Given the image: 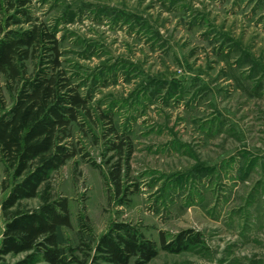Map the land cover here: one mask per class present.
Instances as JSON below:
<instances>
[{
    "label": "rangeland",
    "instance_id": "obj_1",
    "mask_svg": "<svg viewBox=\"0 0 264 264\" xmlns=\"http://www.w3.org/2000/svg\"><path fill=\"white\" fill-rule=\"evenodd\" d=\"M28 1L58 31L65 64L97 112L85 134L75 127L85 156L49 182L70 203L62 242L76 246L127 221L159 245L148 264H264V0ZM8 8L0 0V39ZM4 94L11 104L15 93ZM106 113L133 146L126 195L110 176L108 142L120 139L106 137ZM5 179L13 183L0 158ZM8 192L0 191V246ZM184 230L201 242L161 248L162 233L172 241Z\"/></svg>",
    "mask_w": 264,
    "mask_h": 264
},
{
    "label": "trees",
    "instance_id": "obj_2",
    "mask_svg": "<svg viewBox=\"0 0 264 264\" xmlns=\"http://www.w3.org/2000/svg\"><path fill=\"white\" fill-rule=\"evenodd\" d=\"M7 3L14 14L0 39V158L13 183L0 180V191H9L2 202L6 224L0 264H148L159 255V245L131 222H113L99 238L82 236L76 246L62 242L60 230L72 227L70 203L53 194L49 182L68 161L85 156L75 127L85 134L89 121L97 123V112L65 64L58 31L34 17L28 0ZM30 60L36 62L31 73ZM4 86L15 93L11 104ZM104 119L109 125L106 137L120 139L108 142L109 150L116 151L110 176L116 194L126 195L124 170L133 154L132 142L120 134L112 114H104ZM34 198L40 199L38 206L25 204ZM199 235L184 230L168 241L162 233L161 248L185 251L201 242ZM10 255L23 257L7 261Z\"/></svg>",
    "mask_w": 264,
    "mask_h": 264
}]
</instances>
